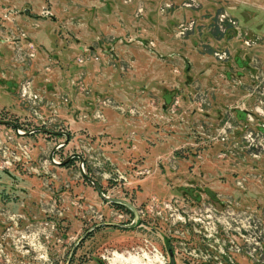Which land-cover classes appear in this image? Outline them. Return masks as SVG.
<instances>
[{"label": "rangeland", "instance_id": "1", "mask_svg": "<svg viewBox=\"0 0 264 264\" xmlns=\"http://www.w3.org/2000/svg\"><path fill=\"white\" fill-rule=\"evenodd\" d=\"M0 121V264H264V0H0Z\"/></svg>", "mask_w": 264, "mask_h": 264}, {"label": "water", "instance_id": "2", "mask_svg": "<svg viewBox=\"0 0 264 264\" xmlns=\"http://www.w3.org/2000/svg\"><path fill=\"white\" fill-rule=\"evenodd\" d=\"M0 124H11V125H13V127H14L15 129H17V126H16L15 124L11 123V122L0 121ZM45 131H47V130H45ZM47 132H49V133H53V134H58V132H50V131H47ZM64 135H65V137H66L65 142H67V141H68V137H69V135H68L67 133H64ZM53 152H54V149H53L52 152L50 153V158L52 157ZM73 157L78 158V160L80 161V166H79V168H80V170H81V172H82V176L84 177V179H86L87 181H89V182L93 185V187L95 188V190H96V192L98 193V195H99L102 199H104V200H106V201H108V202L121 203V204L127 206L128 208H130L131 211L133 212V216H134L133 223L137 222L138 219H139L138 211H137V209H136L131 203H129V202L123 200V199H116V198H111V197L106 196V195L102 192V189H101V187L99 186V184H98V183H97V182H96L91 176H89L88 174H86V173L84 172L83 167H82V156H81V155H79V154H77V153H74V154H71V155H70L65 161H63V162H59V163L57 162V163H55L53 160H52V162L55 163V164H57V165H64L69 159H71V158H73ZM107 225H113V224H112V223H108ZM167 252H168V255H169V258H170V264H173V252H172V250H171L170 248L167 249ZM97 263H98V264H104V263H103L101 260H99V259H97Z\"/></svg>", "mask_w": 264, "mask_h": 264}, {"label": "bare ground", "instance_id": "3", "mask_svg": "<svg viewBox=\"0 0 264 264\" xmlns=\"http://www.w3.org/2000/svg\"><path fill=\"white\" fill-rule=\"evenodd\" d=\"M115 255L119 258L120 261L130 262L129 264H132L131 261L135 260V258H133V257L122 258L119 253H115ZM146 259H147V261H146L147 264H152L154 261H159L161 264H163L162 260L160 259V257L158 255H155L154 257L147 256Z\"/></svg>", "mask_w": 264, "mask_h": 264}, {"label": "trees", "instance_id": "4", "mask_svg": "<svg viewBox=\"0 0 264 264\" xmlns=\"http://www.w3.org/2000/svg\"><path fill=\"white\" fill-rule=\"evenodd\" d=\"M65 165V164H64ZM173 264H174V258H173Z\"/></svg>", "mask_w": 264, "mask_h": 264}, {"label": "built area", "instance_id": "5", "mask_svg": "<svg viewBox=\"0 0 264 264\" xmlns=\"http://www.w3.org/2000/svg\"><path fill=\"white\" fill-rule=\"evenodd\" d=\"M16 130H17V132H19V131H18V128H17Z\"/></svg>", "mask_w": 264, "mask_h": 264}, {"label": "flooded vegetation", "instance_id": "6", "mask_svg": "<svg viewBox=\"0 0 264 264\" xmlns=\"http://www.w3.org/2000/svg\"><path fill=\"white\" fill-rule=\"evenodd\" d=\"M121 204V203H120ZM168 249V248H167Z\"/></svg>", "mask_w": 264, "mask_h": 264}]
</instances>
